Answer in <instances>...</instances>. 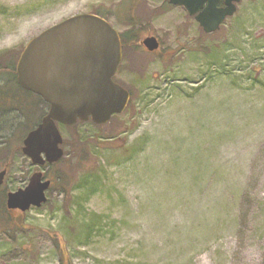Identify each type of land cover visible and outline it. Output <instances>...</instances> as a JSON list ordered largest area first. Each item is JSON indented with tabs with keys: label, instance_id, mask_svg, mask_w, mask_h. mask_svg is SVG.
<instances>
[{
	"label": "rangeland",
	"instance_id": "1",
	"mask_svg": "<svg viewBox=\"0 0 264 264\" xmlns=\"http://www.w3.org/2000/svg\"><path fill=\"white\" fill-rule=\"evenodd\" d=\"M97 10L140 42L124 45L114 77L133 105L103 128L61 126L66 159L40 167L23 139L49 105L8 88L24 110L0 108V264H68L67 253L69 264H264V0H241L214 33L168 0H0L1 59L17 64L44 30ZM104 133L117 151L96 147L78 166ZM37 171L69 183L10 212L7 194Z\"/></svg>",
	"mask_w": 264,
	"mask_h": 264
},
{
	"label": "water",
	"instance_id": "2",
	"mask_svg": "<svg viewBox=\"0 0 264 264\" xmlns=\"http://www.w3.org/2000/svg\"><path fill=\"white\" fill-rule=\"evenodd\" d=\"M182 6L206 33L220 29L237 11L241 0H168ZM149 51L159 49L155 36L146 37ZM123 58L119 32L96 14H79L44 30L31 39L17 65L19 86L39 95L48 105L41 122L24 138L22 152L32 164L45 166L60 161L65 150L59 125L72 126L91 120L104 125L122 114L131 93L114 80ZM7 169L0 171V187ZM51 180L42 171L34 172L26 187L7 196V207L23 212L40 208L47 201Z\"/></svg>",
	"mask_w": 264,
	"mask_h": 264
},
{
	"label": "trees",
	"instance_id": "3",
	"mask_svg": "<svg viewBox=\"0 0 264 264\" xmlns=\"http://www.w3.org/2000/svg\"><path fill=\"white\" fill-rule=\"evenodd\" d=\"M95 14L100 15V16L103 15V13L100 10H97L95 12ZM130 31H133V30H129L128 32L121 34L123 46L127 45V44H132V42L138 41V40H133V41L131 40L132 39V34H131L132 32H130ZM137 43H140V42H137ZM1 58H2V56H0V80L3 81V83H0V108L6 106L5 103L9 102L8 106L13 107V108L18 107L20 110L23 111L24 110L23 106L21 104H17L16 102H14V100H16V98H17L16 94L13 92H10L9 90L14 89V86H15L16 88L20 89L24 93L27 92V93L31 94V92L22 90L17 84L16 74H15V67H16L15 66L16 65L15 64V61H16L15 58H12L9 61L1 59ZM8 88H9V90H8ZM131 94H132V98H131V101H130L127 109L131 108L133 105V102H134V97H135L134 95L135 94H133L132 92H131ZM36 97H38V96H36ZM18 99H19V97H18ZM38 99H40V98L38 97ZM1 100H3L2 103H1ZM78 123H80V122H78ZM32 128H34V127H32ZM98 128H103V127L98 125ZM27 133H28V131H27ZM113 137H114V135L108 134V133H104L101 135L97 134L92 138V139H95L96 142L92 141L88 144L84 143V146L81 148V151H79V154L81 156L80 157L81 160L77 163V165L81 166V163H84L83 162L84 158L87 159L88 154L91 153L92 151H94V149L96 147H100L103 150L117 151V146L114 145V142L112 141V140H116L117 138L115 136V138L112 139ZM103 138H105V139L99 140V139H103ZM66 153L67 152H65V155H66ZM64 159H66L65 156L58 163L52 164V165H47V166H50L51 168H53L56 165L64 162ZM91 170H92L91 172H88V177L92 178V179L93 178L97 179L98 176H97L96 172L99 170H97L96 168L91 169ZM54 177H55V179H54V181H52V187L57 188V185L61 184V186L59 188L66 189V184L68 185V183H69L67 176H64L63 173L56 172V174H54ZM86 177H87V175H86ZM19 223H20L19 227H21V225H23L22 224L23 221H19ZM22 227H24V226H22ZM68 254L69 253H67V255L64 254V262L69 264L70 261L68 259L69 258Z\"/></svg>",
	"mask_w": 264,
	"mask_h": 264
},
{
	"label": "flooded vegetation",
	"instance_id": "4",
	"mask_svg": "<svg viewBox=\"0 0 264 264\" xmlns=\"http://www.w3.org/2000/svg\"><path fill=\"white\" fill-rule=\"evenodd\" d=\"M11 212H17L18 214H22L23 212L19 211V210H13Z\"/></svg>",
	"mask_w": 264,
	"mask_h": 264
}]
</instances>
